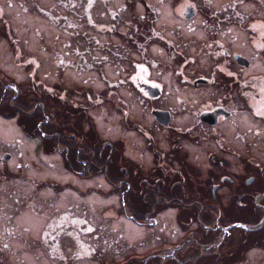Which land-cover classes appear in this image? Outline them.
I'll list each match as a JSON object with an SVG mask.
<instances>
[{
    "label": "flooded vegetation",
    "instance_id": "1",
    "mask_svg": "<svg viewBox=\"0 0 264 264\" xmlns=\"http://www.w3.org/2000/svg\"><path fill=\"white\" fill-rule=\"evenodd\" d=\"M61 2L58 178L187 207L176 264H264V0Z\"/></svg>",
    "mask_w": 264,
    "mask_h": 264
},
{
    "label": "rangeland",
    "instance_id": "2",
    "mask_svg": "<svg viewBox=\"0 0 264 264\" xmlns=\"http://www.w3.org/2000/svg\"><path fill=\"white\" fill-rule=\"evenodd\" d=\"M60 3L0 0V75L6 84L21 87L28 95L32 83H39L35 94L46 95L48 101L58 86L76 85L73 71L58 67V53L64 48L58 37L67 41L58 33V16L67 14H58ZM35 5L43 6L42 13ZM70 13L69 19L76 20ZM26 106L28 115L0 117V264H176L179 251L174 248L189 234L185 232L187 214L161 201L142 219L133 221L122 203L130 196H123L124 187L63 184L58 178L54 133L48 130L42 110ZM100 127L102 138L117 136L118 124L102 120ZM5 155L10 156L8 161L3 160ZM63 177L69 180L71 176ZM87 187L91 188L86 193ZM148 217L157 224L149 226L153 222ZM185 264L207 263L197 256L193 263Z\"/></svg>",
    "mask_w": 264,
    "mask_h": 264
},
{
    "label": "trees",
    "instance_id": "3",
    "mask_svg": "<svg viewBox=\"0 0 264 264\" xmlns=\"http://www.w3.org/2000/svg\"><path fill=\"white\" fill-rule=\"evenodd\" d=\"M24 95H26V93H24ZM10 98H12V95H4L2 87L0 85V101H2V103H3L2 106H4L3 107V112H2V109H0V115L2 117L7 118V117L14 116V114L16 112L18 113V111H20L22 113L26 112L25 111L26 103H23L22 101L14 100V103H15L14 106L16 108H13V107L9 108V100H10ZM39 101H41V100H39ZM53 102H55V101H53ZM48 114H49L48 115L49 123L51 122V124H52L51 126H54L53 129H52L51 127H49V124H48V130H52L54 134H58V131H59L58 130V112L56 111V109H52L51 112L49 111ZM37 116H40V115L38 114ZM113 185H116V184H113ZM130 186H131L132 190L129 193L130 198H129V201L127 200V205L129 207V209L131 210V212L133 213L134 219L135 220H137V218L141 219L145 212H147V211L150 212L154 207L156 208V203L158 201V198H151V199H148V200L140 199L139 196H137V194H135L138 191L137 188H136L137 185L134 184V186H133V184H130ZM160 195H163V193H161ZM176 206H177V208L180 209V211L183 208L182 204L176 205ZM182 212H184V211H182ZM198 213H199V207H195V212L193 214L191 213L189 215V217L191 219L195 220L197 218V214ZM186 220H188V216H187Z\"/></svg>",
    "mask_w": 264,
    "mask_h": 264
},
{
    "label": "water",
    "instance_id": "4",
    "mask_svg": "<svg viewBox=\"0 0 264 264\" xmlns=\"http://www.w3.org/2000/svg\"><path fill=\"white\" fill-rule=\"evenodd\" d=\"M161 117H163L164 115H161L160 113H158ZM158 114H155V116L156 117H159V115ZM165 117V116H164ZM164 123V125H166L167 124V119L165 120V122H163ZM9 158L8 157H5V160H8Z\"/></svg>",
    "mask_w": 264,
    "mask_h": 264
}]
</instances>
